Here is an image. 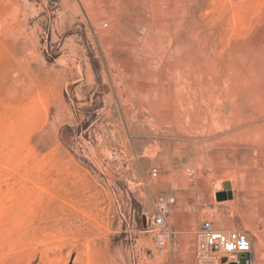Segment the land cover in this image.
Here are the masks:
<instances>
[{"label": "rangeland", "instance_id": "rangeland-1", "mask_svg": "<svg viewBox=\"0 0 264 264\" xmlns=\"http://www.w3.org/2000/svg\"><path fill=\"white\" fill-rule=\"evenodd\" d=\"M253 72L264 0H0V264H196L204 219L264 264V108L215 121Z\"/></svg>", "mask_w": 264, "mask_h": 264}, {"label": "built area", "instance_id": "built-area-1", "mask_svg": "<svg viewBox=\"0 0 264 264\" xmlns=\"http://www.w3.org/2000/svg\"><path fill=\"white\" fill-rule=\"evenodd\" d=\"M157 169L150 176H157ZM193 175V170L189 171ZM174 198L168 194H159L153 202L151 224L154 226L153 243L157 249L163 248L171 240L172 232L167 217ZM193 256L196 264H254L253 243L244 231H229L217 228L210 220L200 222Z\"/></svg>", "mask_w": 264, "mask_h": 264}, {"label": "bare ground", "instance_id": "bare-ground-1", "mask_svg": "<svg viewBox=\"0 0 264 264\" xmlns=\"http://www.w3.org/2000/svg\"><path fill=\"white\" fill-rule=\"evenodd\" d=\"M242 49V48H241ZM241 54V53H239ZM243 55V54H242ZM241 55V56H242ZM244 56V55H243ZM241 61V60H240ZM224 71V70H223ZM243 70H241L242 72ZM246 71V70H245ZM244 71V73H245ZM239 72V71H237ZM240 72V73H241ZM243 73V74H244ZM242 74V73H241ZM240 74V75H241ZM237 75V73H236ZM223 76V75H222ZM239 76V73H238ZM236 76V77H238ZM247 76V75H246ZM244 77V76H242ZM258 74L256 72H253L252 75H248V77H244L241 79H246L247 83H245V85L247 84L248 87L245 88L244 90L240 89L239 86L242 85L240 84L239 86H236L238 89H231L232 87H230L231 91H228L227 93V102H231L230 105V110L228 111V115H224L222 114L223 110H219V112L217 113V117L215 119V121H220V123L226 121L225 123L234 124L236 126H242L245 125L246 123H250V119L252 118L251 116H255L256 114H260L261 109L264 108V91H263V84L262 82L259 80L258 78ZM239 78V77H238ZM238 80V79H237ZM241 81V80H240ZM243 82V80H242ZM239 84V83H238ZM234 87V86H233ZM213 88V87H212ZM208 89V88H207ZM206 89V90H207ZM217 94V93H216ZM212 95V93H211ZM215 96V95H214ZM211 96V97H214ZM224 97V96H223ZM210 98V97H209ZM217 98V97H216ZM212 99V98H210ZM240 100V101H239ZM222 104V103H221ZM245 104H250L251 105V112L249 115H246L244 112V109H240L242 108L243 105ZM182 106H184V102H182L181 104ZM193 107V106H192ZM225 107V106H224ZM210 110V109H209ZM213 110V108H212ZM243 110V111H242ZM193 111V110H192ZM203 111V110H202ZM200 111L199 107L198 110H196V113L193 112V119H195V122L198 126V122L199 119H206L207 117H205V112ZM208 112H206L207 114ZM211 113V112H210ZM210 113L209 116H210ZM208 114L206 116H208ZM214 113H212L211 115L213 116ZM215 115V114H214ZM203 117V118H202ZM210 118V117H209ZM190 119V117H189ZM210 120V119H209ZM213 121V122H215ZM219 123V124H220ZM208 125V123H207ZM251 125V123H250ZM249 126V124H248ZM204 127V126H203ZM205 128V127H204ZM225 128V127H224ZM237 128V127H236ZM253 127H248L247 129H244L243 131H239L235 133H231V135L233 137H239L242 141L245 140L246 141H250L251 139H256V138H260L264 136V124L263 125H259L257 127H255V130L252 131ZM262 148V147H261ZM240 150V149H239ZM238 150V151H239ZM226 174V173H225ZM226 179V178H225ZM236 183V182H235ZM168 223V222H167ZM171 228V227H170ZM20 261V260H19ZM18 264H21L20 262Z\"/></svg>", "mask_w": 264, "mask_h": 264}, {"label": "water", "instance_id": "water-1", "mask_svg": "<svg viewBox=\"0 0 264 264\" xmlns=\"http://www.w3.org/2000/svg\"><path fill=\"white\" fill-rule=\"evenodd\" d=\"M225 186H227V183H225Z\"/></svg>", "mask_w": 264, "mask_h": 264}]
</instances>
